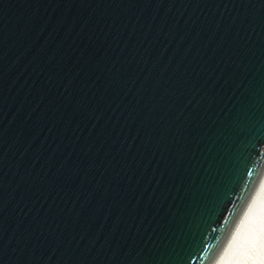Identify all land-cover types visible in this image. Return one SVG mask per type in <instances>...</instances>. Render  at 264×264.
Masks as SVG:
<instances>
[{
    "label": "water",
    "instance_id": "95a60500",
    "mask_svg": "<svg viewBox=\"0 0 264 264\" xmlns=\"http://www.w3.org/2000/svg\"><path fill=\"white\" fill-rule=\"evenodd\" d=\"M264 182V0H0V264H213Z\"/></svg>",
    "mask_w": 264,
    "mask_h": 264
},
{
    "label": "bare ground",
    "instance_id": "6f19581e",
    "mask_svg": "<svg viewBox=\"0 0 264 264\" xmlns=\"http://www.w3.org/2000/svg\"><path fill=\"white\" fill-rule=\"evenodd\" d=\"M264 225V182L259 191H253L248 211L238 219L225 251H221L213 264H251L258 250L253 248L254 238L260 236Z\"/></svg>",
    "mask_w": 264,
    "mask_h": 264
},
{
    "label": "snow or ice",
    "instance_id": "6c2138e0",
    "mask_svg": "<svg viewBox=\"0 0 264 264\" xmlns=\"http://www.w3.org/2000/svg\"><path fill=\"white\" fill-rule=\"evenodd\" d=\"M261 233L262 234L260 236H257L254 238V242L252 244L253 248H257L256 241H258V250L257 251L264 249V225L261 226ZM254 256H255V254H254Z\"/></svg>",
    "mask_w": 264,
    "mask_h": 264
},
{
    "label": "clouds",
    "instance_id": "9594fccd",
    "mask_svg": "<svg viewBox=\"0 0 264 264\" xmlns=\"http://www.w3.org/2000/svg\"><path fill=\"white\" fill-rule=\"evenodd\" d=\"M251 264H264V249L257 251L254 258L251 261Z\"/></svg>",
    "mask_w": 264,
    "mask_h": 264
}]
</instances>
